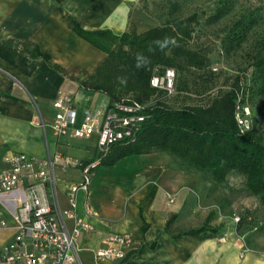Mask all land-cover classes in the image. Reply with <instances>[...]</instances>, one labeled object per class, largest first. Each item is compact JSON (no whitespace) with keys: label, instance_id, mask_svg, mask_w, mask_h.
I'll return each instance as SVG.
<instances>
[{"label":"crops","instance_id":"0c3cea01","mask_svg":"<svg viewBox=\"0 0 264 264\" xmlns=\"http://www.w3.org/2000/svg\"><path fill=\"white\" fill-rule=\"evenodd\" d=\"M143 0H0V43L30 55L34 46L50 55L38 59L31 75L0 58V170L5 157L24 152L44 161L60 154L68 160L89 161L98 154L97 135L88 138L68 134L54 136L50 128L35 122L51 121L53 102L60 92L72 96L77 124L89 112L110 108L105 94L78 86L100 64L104 52L73 31L110 29L120 34L129 27L136 32L155 27ZM58 202L67 206L66 189L77 182L79 167L57 165L54 169ZM222 188L203 174L187 169L165 151L128 155L113 165H99L91 175L88 197L78 194V214L93 225L75 240L81 264H264V244L258 236L239 232L229 213L233 203L224 201ZM20 191L0 197V248L17 232L14 216ZM96 214L85 212L84 204ZM230 205V206H229ZM208 224L216 228L193 234L179 231ZM173 217L168 231L167 220ZM69 226L72 221L68 220ZM146 225L141 230L142 225ZM131 233L133 244L122 259L95 261L92 253L107 233ZM250 233V232H249Z\"/></svg>","mask_w":264,"mask_h":264},{"label":"trees","instance_id":"16d2710c","mask_svg":"<svg viewBox=\"0 0 264 264\" xmlns=\"http://www.w3.org/2000/svg\"><path fill=\"white\" fill-rule=\"evenodd\" d=\"M157 2L159 0L142 2L143 8L158 22L143 32L129 27L120 34H113L107 28L85 30L79 23L73 25L78 36L105 54L78 86L86 91L105 93L112 105L132 102L142 105L138 113L144 120L137 124L134 136L110 145L100 158V165H113L128 155L165 151L187 169L208 176L224 193L230 189L229 178L233 174L241 175L247 191L264 206V134L254 127L257 114H264V45L252 57L250 79L244 82L237 75L203 104L187 103L186 97H196V93H190L186 73L192 72L200 78L210 73L211 50L205 42L193 41L195 25L199 22L196 11L177 15L180 4L172 0L164 18L152 12ZM215 3L213 12L206 16L208 23L219 20L230 9L229 0ZM254 23V19L246 20L244 16L234 20L221 39L224 51L229 53L239 46ZM165 41L167 44L161 47ZM31 51L26 55L0 43V58L28 76L38 66L39 58L50 59V55L39 51L37 46ZM165 69L174 70L172 93L150 84L152 75H163ZM205 77V81L211 79V76ZM237 106L249 108L251 127L244 133L238 130L234 116ZM224 201L230 203L226 197ZM239 217L235 228L245 232L253 222L252 217L248 213ZM209 219L210 216L202 225L179 231L175 236L207 229L215 231L216 228L208 224ZM172 221L173 217L167 220L164 231H168ZM145 227L143 224L140 229Z\"/></svg>","mask_w":264,"mask_h":264},{"label":"built area","instance_id":"2783aa9c","mask_svg":"<svg viewBox=\"0 0 264 264\" xmlns=\"http://www.w3.org/2000/svg\"><path fill=\"white\" fill-rule=\"evenodd\" d=\"M174 70L165 69L163 75H152L150 84L172 93ZM72 97L60 92L53 102L55 113L48 123L41 116L35 122L43 128L49 127L54 136L68 134L72 137L88 138L97 135L98 154L89 161L68 160L55 153L44 161L28 156L24 152L11 153L5 157L7 168L0 170V197L19 190L15 198L18 203L14 216L17 232L14 238L0 248V264H81L75 240L83 232L93 230V225L77 212L78 194L88 197V187L94 169L100 165V158L109 150L110 145L124 138H132L137 124L143 116L138 112L142 108L137 102L131 104L114 103L101 112L96 110L84 115L77 124L76 110ZM238 130L246 132L251 127L248 106H237L235 112ZM79 167L77 182L66 189L67 206L63 209L58 202V193L54 169L57 165ZM87 215L96 214L93 207L84 204ZM234 222L240 217L233 215ZM68 220L72 221L69 226ZM1 226L6 223L0 222ZM133 244L131 233H107L102 245L95 248L92 258L95 261L122 259L125 251Z\"/></svg>","mask_w":264,"mask_h":264},{"label":"rangeland","instance_id":"374dc122","mask_svg":"<svg viewBox=\"0 0 264 264\" xmlns=\"http://www.w3.org/2000/svg\"><path fill=\"white\" fill-rule=\"evenodd\" d=\"M172 0H159L154 7L153 13H159L164 18L169 12V5ZM217 0H178L180 9L177 15L196 11L199 22L195 25L194 42H205L209 46L210 52V73L203 74L204 77L187 72L188 86L192 89L191 94L196 93V97H186V101L191 103H202L215 96L223 86L232 81L239 75L243 81L251 77V62L253 55L261 48L264 43V0H229L230 9L214 23L206 22V16L211 14ZM242 16L245 19H254L255 23L249 29L245 39L233 51L226 53L221 45V39L229 31L230 24ZM211 76V79L205 81ZM195 92V93H194ZM193 97V98H192ZM255 129L264 134V114H257L254 120ZM225 197L229 204L233 203V208L229 213L232 223L233 215L248 213L252 217V223L249 228L248 238L254 234L259 237L260 243L264 244V206H262L256 197L252 196L244 186V179L241 175L233 174L228 181ZM230 190V191H228ZM230 206V205H229ZM250 232V233H249Z\"/></svg>","mask_w":264,"mask_h":264},{"label":"clouds","instance_id":"9594fccd","mask_svg":"<svg viewBox=\"0 0 264 264\" xmlns=\"http://www.w3.org/2000/svg\"><path fill=\"white\" fill-rule=\"evenodd\" d=\"M167 44V41L164 42V44L161 45V47H164Z\"/></svg>","mask_w":264,"mask_h":264}]
</instances>
